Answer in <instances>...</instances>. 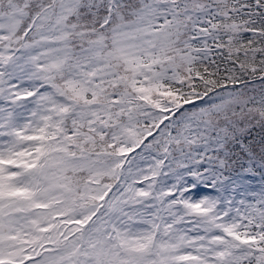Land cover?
I'll list each match as a JSON object with an SVG mask.
<instances>
[{"label": "snow or ice", "instance_id": "obj_1", "mask_svg": "<svg viewBox=\"0 0 264 264\" xmlns=\"http://www.w3.org/2000/svg\"><path fill=\"white\" fill-rule=\"evenodd\" d=\"M0 264H264V0H0Z\"/></svg>", "mask_w": 264, "mask_h": 264}]
</instances>
